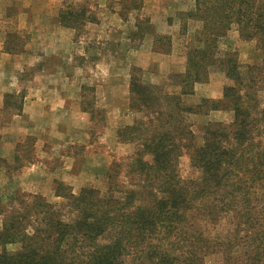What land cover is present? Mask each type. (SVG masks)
<instances>
[{"label": "rangeland", "instance_id": "obj_1", "mask_svg": "<svg viewBox=\"0 0 264 264\" xmlns=\"http://www.w3.org/2000/svg\"><path fill=\"white\" fill-rule=\"evenodd\" d=\"M149 1L151 0H102L107 10L118 13L119 19L115 17L116 13H113L114 16L112 14L108 16L109 21L106 19L102 21L103 26L98 25L100 36L95 32L98 28L95 27V23L102 6L100 0L63 1L62 9L67 8V12L83 15V20L76 22L77 28H74L77 54H74L73 59L77 65L72 63V67L66 72L73 79V84L81 88L82 94L86 95L82 101L92 114L91 138L95 142L94 148L90 151L92 156L103 164L87 163L85 177L75 179L69 176L71 184L57 177L55 170L61 164L58 159L49 163L51 174L46 179L40 178L29 184L21 180L19 173L23 163L11 164L9 168H13L12 180L8 182L9 185L0 189L1 227L8 215L16 212L25 215L35 196H40L44 203L63 207L67 201L63 195H77L80 190L90 187L103 194L107 188L112 187L115 195H120L124 188L133 189L136 193H142L145 202L148 201L151 193L154 194L156 191L150 192L147 181L141 180L140 175H134L131 163L134 152L141 147L142 138L158 131H168V136L173 137L171 142L175 143V129H182L178 135V143L182 149L177 158L176 171L182 180L193 181L198 178L199 171L190 162L194 148L203 144L207 127L213 129L217 123L228 125L233 118V111L230 108L232 100L229 101V97L225 98L223 91L227 86L234 87L229 90L230 92L238 91L239 86L233 79L235 74L231 75L233 78L225 75L222 57L231 54L235 62L234 72L244 76L250 66L254 65L257 68L264 66L262 49L256 40L241 38L235 23L228 25L224 36L214 41L212 43L214 46L211 47V43L204 38V33L224 30L219 25L221 24L219 12L215 8L220 0H200L198 5L195 4V0H155L154 7L147 4ZM151 10L155 12L152 13ZM144 13L152 15L146 16ZM154 16V20L161 22L163 28L153 23L151 17ZM84 19L90 21L84 22ZM209 19L213 23H208L203 28V21ZM80 23H83V27ZM134 23L137 24L138 32L130 29ZM141 31L142 35H139ZM27 40L25 34L16 32L8 34L7 38L11 47L19 51L23 49ZM103 41L107 43L102 45ZM81 49L87 58L80 54ZM153 52L164 56V62L160 60L154 62L151 55ZM108 53L113 62L111 64L113 67L108 69L109 79H113L115 88H119L126 79L128 85L127 112L121 126L115 132L116 143L112 146L106 144V133L103 135L105 112L95 96L102 95V87L107 85L106 78H102L106 77L107 69H93L94 63L99 58H106ZM127 53H132L134 64L130 68L118 66L130 62ZM143 60L147 61L145 65ZM160 63H163L162 68L159 67ZM24 73L28 77L32 71L27 69ZM255 73H259L256 83L259 90L255 92L258 99L257 111L264 112V74L261 70ZM23 92L24 90L19 87L16 95H22ZM18 103L20 106L19 101ZM124 126H138V130L120 135L119 140L117 131ZM71 141L73 140H69L68 137L65 139L68 144ZM32 143L33 138L26 136L24 147L20 148L25 155L24 159L31 157ZM83 150L81 145L74 143L71 146L64 145L62 153L82 154ZM62 157L60 159H63ZM257 193L259 202L254 209L258 212L260 220L256 227L255 224L245 223L244 219L240 218L241 211L238 208L223 213L215 221L205 218L206 211L202 207V202L186 211L188 220L181 225L185 231L184 237L189 236L196 246L206 245L209 249L205 253H202L203 248L197 249L202 255V264H224L225 253L231 261L237 260L241 264L253 260L258 241L255 233L258 229H264V191L259 190ZM257 200L253 201L256 205ZM62 212L64 213L62 218L66 220V208ZM21 223L27 226L25 219ZM24 230L27 231V227ZM154 231L155 229L151 233ZM173 231L171 235L169 231H165L164 234L163 231L152 233L144 241V246L147 248L158 245L157 252H166L175 258L178 252H175L176 231L175 229ZM262 240L264 241V235ZM18 248V243H0V253L6 251L12 254Z\"/></svg>", "mask_w": 264, "mask_h": 264}, {"label": "trees", "instance_id": "obj_2", "mask_svg": "<svg viewBox=\"0 0 264 264\" xmlns=\"http://www.w3.org/2000/svg\"><path fill=\"white\" fill-rule=\"evenodd\" d=\"M199 3L200 0H195V4ZM215 8L224 30L204 33L211 47L224 36L228 25L235 23L241 38L257 41L264 61V0H220ZM208 23L213 22L203 21V28ZM222 58L225 75L235 74L231 78L239 86L238 91L230 92L234 88L230 86L223 91V96L232 100L233 118L228 125L217 123L213 129L207 127L203 144L194 148L190 162L199 171L197 179L182 180L176 171L182 149L178 135L182 129H175V143L171 142L173 137L168 136V131L145 136L133 154L131 171L147 181L150 192L156 191L148 201L133 189L124 188L120 195H115L112 187L103 194L90 187L77 195H63L67 201L59 208L35 196L25 215L16 212L6 216L0 243H18L19 248L12 254L2 251L0 264H130L131 261L133 264H202L198 250L203 248L205 253L208 247L196 246L193 239L184 237L181 227L188 220L186 211L201 202L207 220L215 221L223 213L238 208L245 223L259 225L254 207L259 202L257 192L264 191V112L257 111L255 92L259 90L256 86L259 73L255 71L264 74V66L252 65L242 76L234 72L231 54ZM137 130L138 126H124L117 136L121 140L120 135ZM133 186L136 187L134 183ZM256 200L257 205L253 203ZM64 208L66 220L62 218ZM23 219L27 226L22 225ZM154 229L152 233L169 231V235L178 230L175 258L157 252L158 245L144 246ZM255 234L256 256L242 264H264V229H258ZM236 261H231L225 253L224 264H241Z\"/></svg>", "mask_w": 264, "mask_h": 264}, {"label": "crops", "instance_id": "obj_3", "mask_svg": "<svg viewBox=\"0 0 264 264\" xmlns=\"http://www.w3.org/2000/svg\"><path fill=\"white\" fill-rule=\"evenodd\" d=\"M63 1L0 0V189L9 185L13 173V168L9 166L18 162L23 163L19 173L21 180L27 184L40 178L46 179L51 174L49 163L54 159L61 163L55 170L57 177L67 182L71 181L69 176L75 179L85 177L87 163L103 164L90 151L95 142L91 138L92 114L82 101L86 95L67 74V69L72 67V63L75 64L73 56L77 54L75 24L82 21L83 16L68 15L67 8L62 9ZM100 1L102 6L95 23L97 36H100L98 25L102 27V21L109 19L110 14L114 16L113 13H116L115 17L119 16L117 12L107 10V6ZM155 2L151 0L147 4L154 7ZM152 13L144 14L151 16ZM154 19L155 16L151 17V20ZM153 23L163 28L161 22L154 20ZM80 25L83 27V23ZM136 25L130 26L134 32H138ZM13 32L23 33L28 38L21 51L14 50L7 41L8 34ZM139 35H142V31ZM105 43L103 41L101 44ZM153 53L154 62H164V56ZM80 54L87 58L83 50ZM127 55L130 62L118 66L130 68L134 64L132 53ZM101 59L94 63L93 69H107L106 77H102L106 78L107 85H103L102 95L95 96L105 112V143L112 146L116 143L115 132L127 112L128 85L126 79L119 88H115L113 79H109L108 69L113 67L111 56L108 53L106 58ZM142 62L145 65L147 61ZM162 65L160 63L159 67L162 68ZM27 69L32 71L28 77L24 73ZM19 87L24 90L22 95H16ZM26 136L33 138L29 159H24L25 155L20 151ZM67 137L73 140L69 144L65 142ZM74 143L84 148L82 154H72L70 151L71 154L64 155V145Z\"/></svg>", "mask_w": 264, "mask_h": 264}]
</instances>
